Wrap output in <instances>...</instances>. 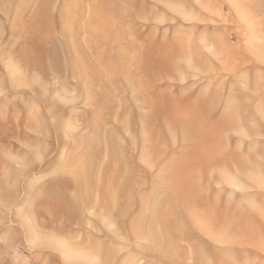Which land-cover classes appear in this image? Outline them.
Masks as SVG:
<instances>
[{
  "label": "rangeland",
  "instance_id": "1",
  "mask_svg": "<svg viewBox=\"0 0 264 264\" xmlns=\"http://www.w3.org/2000/svg\"><path fill=\"white\" fill-rule=\"evenodd\" d=\"M17 2L0 1V264H264V0H51L40 25V0ZM146 72L176 99L164 122L136 99ZM192 108L228 121L210 133L225 161L202 168L219 149L172 128ZM172 160L199 204L167 205L157 245Z\"/></svg>",
  "mask_w": 264,
  "mask_h": 264
},
{
  "label": "bare ground",
  "instance_id": "2",
  "mask_svg": "<svg viewBox=\"0 0 264 264\" xmlns=\"http://www.w3.org/2000/svg\"><path fill=\"white\" fill-rule=\"evenodd\" d=\"M2 1V0H0ZM8 1V0H7ZM31 0H19V2L16 3V8L17 10H26L27 8V5L28 3L30 2ZM14 2V1H13ZM120 2V1H119ZM118 2V3H119ZM50 3H51V0H40V5H39V12H38V17L35 18L33 21H31L30 24H39L41 22H43L42 19H44V17H47L49 16L50 14ZM96 4V3H95ZM116 4V3H115ZM7 5V4H6ZM3 6V5H2ZM107 6V5H106ZM120 6V4L118 5ZM116 7V6H115ZM3 8V7H2ZM35 9V8H34ZM37 9V8H36ZM101 9V8H100ZM28 10V9H27ZM118 10V9H117ZM120 10V9H119ZM115 11V10H114ZM122 10H120V13H121ZM27 12V11H25ZM101 12V11H100ZM96 13V12H95ZM20 14V13H19ZM119 14V13H118ZM13 15V14H12ZM32 15V14H31ZM98 15V14H97ZM116 15V14H115ZM122 15V14H121ZM120 15V16H121ZM118 16V15H116ZM19 17V16H18ZM98 17V16H97ZM101 17V16H100ZM119 19V18H118ZM20 21V20H18ZM23 21V20H22ZM21 21V22H22ZM100 21V20H99ZM117 21V20H116ZM115 21V22H116ZM16 22V21H15ZM14 24V23H13ZM88 24V23H87ZM13 28H14V25H13ZM14 31V30H13ZM22 31V30H21ZM13 34V33H12ZM65 34V33H64ZM15 35V34H14ZM90 38V37H89ZM133 47V46H132ZM57 50V49H56ZM147 76L145 78V81L144 79H142L139 83L140 85L142 86V88L144 89L143 90V95H140V94H136V99L139 100L140 102V106L142 108H146L148 109L149 111V114H148V118H154L155 116L157 117V119H161L163 122L165 121L163 118H161V116L164 114V111H165V108L163 106V104H167L169 107L172 105L173 101H175L176 99L172 96H170L169 92L168 91H158V90H154V89H149L147 90L146 92V87H148V85L150 86H153L152 84V80H154V77L152 76V74H148V72H146ZM151 92V93H149ZM134 98V97H133ZM186 98V97H185ZM164 100H166V102H163ZM199 107H201V109H203L206 105H205V102H201V103H198ZM141 108V109H142ZM171 108H175V106H171ZM140 109V108H139ZM138 109V110H139ZM238 115V114H237ZM176 117V116H175ZM202 118H200V116H198V113H197V110L192 108L190 109L189 111H185V113L179 117V118H176L173 122H171V124L173 123H176L172 128L175 129L176 131H178L180 134H179V137L181 139V141H189L191 140L192 143H194V146L195 147L197 145V142H199L200 140L202 141V139H205V140H208V143L212 149H213V146L217 149H219V151H216V155L214 154V150L211 151L210 150V154H205V155H202L200 157V161L202 163V168H207L211 165H214V164H219L221 161L223 162L224 158L225 157V152L222 150H224V148H220L221 145H218L219 143L215 141V139L212 141L210 139V133H213L212 131H214L215 127L218 128V130L220 131H225L226 129H228L229 127V124L228 121L226 123V121L224 122H217L216 125H214L213 123L210 124L211 122L208 121V120H205V121H202L201 120ZM243 122V121H242ZM166 123V122H165ZM158 126V125H157ZM233 127V126H232ZM150 130V129H149ZM152 131V130H151ZM154 131V130H153ZM221 132V133H222ZM219 140V139H218ZM152 142V141H151ZM200 143V142H199ZM198 143V144H199ZM204 143V142H203ZM150 148V147H149ZM197 148V147H196ZM198 150V149H197ZM156 151V150H155ZM154 152V151H153ZM195 152V151H194ZM198 152V151H197ZM213 152V154H212ZM219 152V153H217ZM220 152H222V154H220ZM155 154V153H154ZM161 155V154H160ZM223 155V157H222ZM163 156V155H162ZM160 158V156L158 157ZM156 160V159H155ZM154 160V161H155ZM219 161V162H218ZM225 161V160H224ZM172 163V166H170V168H172V170H168L169 173H168V181L169 183L164 186H166L164 189L166 192V194L168 195L167 198H164L163 200H161L160 202L156 203L153 207V211H152V215L151 217H149L148 221V226H145L147 227L146 229V234L148 235L147 237L151 240V242H153L154 244H159L160 243V238H156L154 236V226L159 223L161 224L162 228H164L165 230H173L172 229V226L171 224L173 223H170V218H171V213H169L167 210V205L168 207H175L177 209V207L179 206H185V205H192L194 207H197L198 204H199V201L197 199L194 198V196H196V193H195V181L193 180H190L189 179V172L186 169L185 166H180L177 162L175 163L176 161L172 160L170 161ZM180 162L183 163V160L180 159ZM193 163V162H192ZM137 164V163H136ZM174 164L176 166H174ZM139 165V164H138ZM193 165V164H192ZM139 168V167H138ZM166 171V170H165ZM167 172V171H166ZM136 173V172H135ZM115 174V172H114ZM138 174V173H137ZM136 174V176H137ZM115 176V175H114ZM149 176V174L147 175ZM108 182V181H107ZM109 183V182H108ZM165 183V182H164ZM107 184V183H106ZM106 187V186H105ZM106 189V188H105ZM137 189V188H136ZM141 189V188H140ZM105 191V190H104ZM112 191V190H111ZM106 192H107V189H106ZM116 192V191H115ZM151 192V191H150ZM156 193V192H155ZM115 197V196H114ZM89 203V202H88ZM91 203V202H90ZM98 204V203H97ZM105 204V203H104ZM113 205V204H112ZM105 206V205H104ZM165 208L163 209L162 211V207ZM98 207V206H97ZM180 208V207H179ZM178 208V209H179ZM190 208V207H189ZM185 209V208H184ZM150 211V212H151ZM185 211V210H184ZM181 213V212H180ZM184 213V212H183ZM176 215V217L178 216L175 211H173V215ZM172 215V216H173ZM148 216V215H146ZM145 217V216H144ZM111 218V217H110ZM140 218V217H139ZM186 218V216H185ZM201 220L204 221V224H207V226H215L216 224L212 222L211 220V217L209 216H205V215H202L199 217ZM198 218V219H199ZM173 219V218H172ZM146 220V219H145ZM180 221V220H178ZM182 221V220H181ZM199 221V220H198ZM197 221V222H198ZM129 222H131L129 220ZM202 222V221H201ZM146 223V222H145ZM181 223V222H180ZM184 223V222H183ZM200 223V221H199ZM139 224V225H138ZM138 226H141L142 223L140 224V221L138 222ZM201 224V223H200ZM136 225V226H137ZM137 226V227H138ZM181 226L182 223H181ZM204 225H201L202 229L205 227H203ZM158 227H160L158 225ZM200 227V228H201ZM209 227V228H210ZM131 228V226H130ZM157 228V226H156ZM175 228V227H174ZM212 228V227H211ZM176 229V228H175ZM143 231L142 227H140L139 230L136 229V231L134 230V234L136 236V233L139 235L141 234ZM177 231V230H176ZM159 232V231H158ZM161 232V231H160ZM171 232V231H170ZM181 232V231H180ZM145 233V232H143ZM156 233V232H155ZM167 233H169L167 231ZM166 233V234H167ZM130 234V232H129ZM175 234V232H174ZM177 234V233H176ZM175 234V235H176ZM158 235V234H157ZM182 235V234H181ZM184 235V233H183ZM134 236V237H135ZM180 236V235H179ZM173 237V236H172ZM238 237V236H237ZM136 238V237H135ZM161 238H163L161 236ZM180 238V237H178ZM211 238V237H210ZM213 238H215L213 236ZM176 239V238H175ZM171 240V239H170ZM152 243V244H153ZM160 245V244H159ZM167 246V245H166ZM155 247V246H154ZM152 250V249H151ZM157 250V249H156ZM169 250V248H168ZM186 255V254H185ZM184 255V256H185ZM194 255V254H193ZM183 256V255H182ZM167 259V258H166ZM195 263L194 264H201V260L198 259V257L195 259L194 261ZM216 263V262H215ZM170 264H172V262H170Z\"/></svg>",
  "mask_w": 264,
  "mask_h": 264
}]
</instances>
